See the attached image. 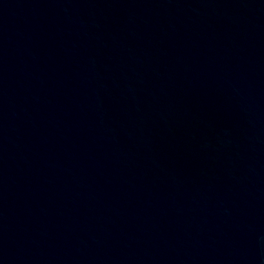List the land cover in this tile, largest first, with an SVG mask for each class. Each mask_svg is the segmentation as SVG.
Returning <instances> with one entry per match:
<instances>
[{
    "label": "water",
    "instance_id": "95a60500",
    "mask_svg": "<svg viewBox=\"0 0 264 264\" xmlns=\"http://www.w3.org/2000/svg\"><path fill=\"white\" fill-rule=\"evenodd\" d=\"M0 264H264V0H0Z\"/></svg>",
    "mask_w": 264,
    "mask_h": 264
}]
</instances>
